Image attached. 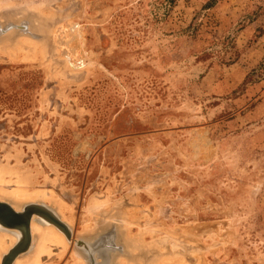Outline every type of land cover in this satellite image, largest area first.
<instances>
[{"label": "rangeland", "instance_id": "1", "mask_svg": "<svg viewBox=\"0 0 264 264\" xmlns=\"http://www.w3.org/2000/svg\"><path fill=\"white\" fill-rule=\"evenodd\" d=\"M0 24V200L53 190L23 206L71 228L35 264H264V0H0Z\"/></svg>", "mask_w": 264, "mask_h": 264}, {"label": "bare ground", "instance_id": "2", "mask_svg": "<svg viewBox=\"0 0 264 264\" xmlns=\"http://www.w3.org/2000/svg\"><path fill=\"white\" fill-rule=\"evenodd\" d=\"M20 26V25H19ZM33 41V40H32ZM37 41V40H36ZM36 43V42H35ZM39 43V42H38ZM37 44V43H36ZM38 46V44H37ZM39 48V47H38ZM43 49V48H42ZM45 51V50H44ZM43 52V51H42ZM19 53L16 54V56L18 55ZM68 55V54H67ZM19 57V56H18ZM25 58V57H24ZM18 59V58H17ZM20 59V58H19ZM1 174V173H0ZM4 174V173H3ZM3 176V175H2ZM1 177V176H0ZM0 182L2 181V177L0 178ZM5 180V178H4ZM7 180V179H6ZM5 180V181H6ZM18 182V181H17ZM18 184V183H17ZM21 185V183L19 184ZM18 185V188H13L12 190L10 191H7L10 192L9 196H11V194L13 195L12 197L15 199V206L17 208H21L24 207L23 204H25V202H27L29 199H36V198H46V199H50L52 201L51 198H54V191H50L51 193H47V191L45 189H38L36 191H28L26 189H23L22 187H20ZM17 187V186H16ZM27 188V187H26ZM5 189L4 187H1L0 186V192H3ZM31 190V189H30ZM50 190V189H49ZM4 193V192H3ZM2 195V193H1ZM0 195V196H1ZM56 195V194H55ZM3 196V195H2ZM57 196H55V204L58 203V205L56 206H59V208L61 207V205L63 204L64 206L63 207H66L67 206V203H65L64 201H62V199L60 198L59 202L57 201ZM59 199V198H58ZM57 201V202H56ZM62 201V203H61ZM64 202V203H63ZM38 203V202H37ZM44 203V202H42ZM98 203V202H97ZM54 204V205H55ZM66 204V206H65ZM13 205V206H14ZM93 205V204H92ZM96 205V204H95ZM15 207V209H16ZM97 207V205L95 206ZM58 208V207H57ZM22 209V208H21ZM17 210V209H16ZM62 210V208H61ZM60 210V211H61ZM138 210V209H137ZM136 210V211H137ZM55 212V211H54ZM61 213H63V210L61 211ZM56 215H58L56 213ZM64 215V213H63ZM46 219V222L43 221V223H41V220L38 219L36 216L33 217V219L31 220V235H32V238H33V234H34V245L32 246L31 244V249H28L27 251H24L22 253H20L17 257H15L13 259V261L10 263V264H35V263H38L39 262V259L41 258V256L45 253H48V254H51L50 251L51 248H52V244H61V246H65L66 244L68 245V243L66 242V238L65 236L67 235V233L64 232V230H62L61 228H59L57 225H55L54 223H52L51 221H49V219H47L45 216H42ZM65 218V217H64ZM127 219V218H126ZM70 222H71V218L69 219ZM73 220V219H72ZM127 221V220H126ZM67 222V221H66ZM131 222V221H130ZM129 223V221H128ZM133 223V222H132ZM209 223V222H208ZM71 224V223H70ZM129 225V224H128ZM70 228V227H69ZM130 229V227H128ZM71 229V228H70ZM32 231H33V234H32ZM70 233V232H69ZM65 234V236H64ZM21 231L19 229H12V228H6V227H3L1 224H0V264H2V261H3V258L5 257L6 253H9V250L11 249V247H13L21 238ZM69 236V235H68ZM33 241V239H32ZM63 246V247H64ZM29 247V248H30ZM62 247V248H63ZM68 247V246H67ZM66 250L65 249H61V251H64ZM119 250V249H118ZM122 250H123V247H122ZM121 252V251H120ZM55 253V252H54ZM79 253V252H78ZM104 253V252H103ZM168 253V252H167ZM64 254V253H62ZM75 255V253H73ZM120 254V253H119ZM173 254V253H172ZM52 255V254H51ZM60 258H62L61 256V253L59 254ZM126 255V254H125ZM176 255V254H175ZM76 256H79V255H76ZM74 256L75 259H77V257ZM118 256V255H117ZM179 256V255H178ZM82 257V256H81ZM79 261H82L83 263H85L83 261V259H81ZM123 257V256H122ZM170 258V257H169ZM100 259V258H99ZM123 259V258H122ZM121 259V260H122ZM87 260V259H86ZM111 260V259H110ZM63 261V260H62ZM78 260H75L74 262H77ZM128 260H125L124 259V262ZM175 261V260H174ZM182 264H187L186 260L185 259H180L179 260ZM88 262V261H87ZM122 262V261H120ZM52 263V262H51ZM55 263V262H54ZM114 263V262H113ZM168 263V262H167ZM53 264V263H52ZM86 264V263H85ZM123 264V263H122ZM130 264H133V263H130Z\"/></svg>", "mask_w": 264, "mask_h": 264}, {"label": "water", "instance_id": "3", "mask_svg": "<svg viewBox=\"0 0 264 264\" xmlns=\"http://www.w3.org/2000/svg\"><path fill=\"white\" fill-rule=\"evenodd\" d=\"M6 25L3 26L0 24V33H5L6 31H9L10 27H12V25H9L7 28H5ZM15 27L16 29H19V31L22 33H31L30 27L26 22L22 23V25L20 26L19 24H17V26L15 25ZM35 215L45 216L47 219H49V221L63 229L65 233L69 235L70 228L67 223L61 220L54 212H52L45 205H41L39 203H30L27 204L23 208V210L19 211L16 210L11 203L0 200V224L6 228L19 229L22 233L20 240L13 247H11L9 253H6L5 257L3 258L2 264H10L13 259L17 257L20 253L29 249L32 243L30 223ZM97 250L98 249L94 248L89 253H91L92 256L94 251Z\"/></svg>", "mask_w": 264, "mask_h": 264}, {"label": "trees", "instance_id": "4", "mask_svg": "<svg viewBox=\"0 0 264 264\" xmlns=\"http://www.w3.org/2000/svg\"><path fill=\"white\" fill-rule=\"evenodd\" d=\"M257 72V76H262L264 75V58L260 62L259 66L253 70V73Z\"/></svg>", "mask_w": 264, "mask_h": 264}]
</instances>
